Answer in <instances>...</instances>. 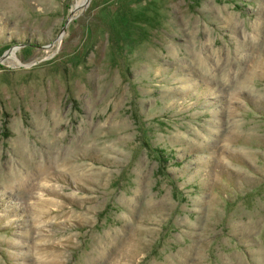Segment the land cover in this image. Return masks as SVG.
<instances>
[{
	"label": "rangeland",
	"instance_id": "1",
	"mask_svg": "<svg viewBox=\"0 0 264 264\" xmlns=\"http://www.w3.org/2000/svg\"><path fill=\"white\" fill-rule=\"evenodd\" d=\"M0 264H264V0H0Z\"/></svg>",
	"mask_w": 264,
	"mask_h": 264
},
{
	"label": "water",
	"instance_id": "2",
	"mask_svg": "<svg viewBox=\"0 0 264 264\" xmlns=\"http://www.w3.org/2000/svg\"><path fill=\"white\" fill-rule=\"evenodd\" d=\"M72 18H73V17L69 18V20L67 21V23H68L70 20H72ZM8 53H9V52H7L6 54H4L5 56H4V55H3V56H4V57H6V56L8 55ZM3 56H2V58H1V59H4V57H3Z\"/></svg>",
	"mask_w": 264,
	"mask_h": 264
}]
</instances>
